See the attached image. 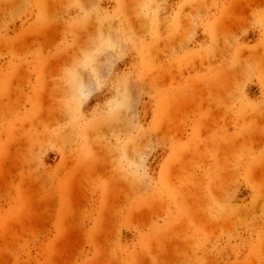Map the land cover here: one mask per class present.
Returning a JSON list of instances; mask_svg holds the SVG:
<instances>
[{
    "label": "rangeland",
    "instance_id": "rangeland-1",
    "mask_svg": "<svg viewBox=\"0 0 264 264\" xmlns=\"http://www.w3.org/2000/svg\"><path fill=\"white\" fill-rule=\"evenodd\" d=\"M0 264H264V0H0Z\"/></svg>",
    "mask_w": 264,
    "mask_h": 264
}]
</instances>
